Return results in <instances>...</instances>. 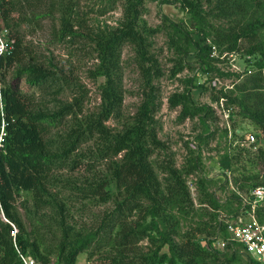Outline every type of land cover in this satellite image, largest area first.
Returning <instances> with one entry per match:
<instances>
[{"label":"trees","instance_id":"16d2710c","mask_svg":"<svg viewBox=\"0 0 264 264\" xmlns=\"http://www.w3.org/2000/svg\"><path fill=\"white\" fill-rule=\"evenodd\" d=\"M219 18H231L243 13L244 8H256V16L250 22H239L232 27H216L213 29L215 40L206 42L196 40L190 31L163 16L164 24L170 26L192 49L197 57L205 58L202 64H209V70L220 77H231L236 74L224 73L212 58L213 46L223 52L239 53L243 49L246 55H261L255 62V72L240 84L235 90L240 95L233 96L230 91L215 90L213 101L225 99L228 105L240 108V114L250 120L259 129L258 136L264 134V17L258 16L264 12V0H209ZM190 12L194 19L206 22L200 0H161V4H178ZM144 8V0H126L124 21L121 26L111 32L91 36L74 30L75 24L71 12L62 11L60 19V39H83L94 44L98 64L91 73L93 78H102L100 86L101 103L92 112L84 115L85 89L68 79L57 67L54 70L42 65L25 62L27 47H24L23 37L19 27L28 21L27 12L23 11L21 0H0V25L9 28L15 37L16 51L7 59L5 72L13 70V80L3 88L6 119L9 122L4 147L0 149V264H18V253L15 245L25 254L32 256L39 264H50V256L55 254L54 264H75L77 257L92 247L94 241L107 233L116 246L117 256L109 259L107 264H162L168 255L161 254L168 247L171 258L169 264H201L210 259L215 264H257L248 255L241 244L229 242L224 252L207 249L199 243L202 237L190 235L180 244L172 239L177 223L170 214V207H178L185 211L186 202L190 207L194 203L183 178V171L169 163L165 167L166 185L163 187L150 157L158 150H163L164 143L158 137L155 117L159 109V93L155 79L163 76L158 60L150 54L146 34H154L155 30L140 29V17ZM247 42V47L241 45ZM129 45L135 53V60L143 81V101L133 122L121 131H114L108 126L112 117L117 116L123 106L124 89L122 73V51ZM187 56L190 52L186 53ZM187 65L184 60L177 63L173 74L177 75ZM239 77V75H237ZM24 82L42 92L54 90V109L45 105H35L34 101L19 90V82ZM189 85L184 92L174 94L170 99V107H181L179 118L185 120L200 116L202 124L207 126L209 116L215 115L210 105L197 106L192 97V90L197 88L195 78L187 81ZM199 86V85H198ZM70 90L71 100L58 99ZM234 90V91H235ZM0 116V126H1ZM252 136V135H251ZM250 136L245 139L249 140ZM90 142L96 147L84 152L81 148ZM258 142L252 144L254 146ZM257 158L264 165V149L260 146ZM87 158L88 163L83 159ZM91 161L105 162V172L87 181L85 186L78 187L75 183L64 182L57 173L69 168L75 172L78 169L91 171ZM201 154L190 159L187 174L203 173ZM72 184V185H71ZM113 185L116 191L108 188ZM77 191L80 199L98 198L101 202L114 200L115 208L103 221L102 225L92 231H75L66 226L65 206L60 203L55 190L60 187ZM70 186V187H69ZM202 193L206 197L203 204L218 210L223 202L216 193H209L204 180L199 181ZM263 186L256 184L248 187ZM20 191L33 195L32 209L37 211L55 210L60 218L62 237L53 253H43L37 240L28 236L25 220L16 206ZM234 192L230 200L235 201L236 208L218 219L213 229L223 231L222 236L228 238L226 220L236 218L242 212V199ZM182 206V207H181ZM26 209L29 207L25 206ZM139 212L135 222H130L127 215ZM2 214V215H1ZM258 218L264 222V205L257 211ZM149 224L144 225L147 219ZM7 221H6V220ZM210 230V224L206 223ZM16 228L17 232H15ZM118 232L113 237L115 228ZM110 229V230H109ZM109 230V232H108ZM157 230V236L150 233ZM216 235V234H215ZM145 237H149L155 245V250L148 255L135 254L133 247ZM207 240V239H206ZM213 246L215 240H209ZM230 251H232L230 253ZM131 253V254H130Z\"/></svg>","mask_w":264,"mask_h":264},{"label":"rangeland","instance_id":"374dc122","mask_svg":"<svg viewBox=\"0 0 264 264\" xmlns=\"http://www.w3.org/2000/svg\"><path fill=\"white\" fill-rule=\"evenodd\" d=\"M23 11L28 14V21L23 23L18 31L24 40V47H27L25 62L28 64L42 65L54 70L57 66L69 80L84 87L85 104L84 115L94 111L101 103L100 86L102 78H93L92 72L95 70L98 60L94 51V44L83 39H60L59 28L62 11L71 12L74 21V30L87 35L95 36L108 33L118 29L124 21L126 0H21ZM204 11L206 22L194 19L188 10H185L180 3L161 4V0H144V8L140 17V29L147 28L155 30L154 34H146L150 54L159 62L163 76L155 79L154 83L159 93V109L155 114L158 121V137L164 143V149L156 151L150 157V163L154 168L163 187L166 185L167 174L165 167L171 163L177 169L183 171V178L186 181L190 199L194 207L186 202L185 211L174 206L170 207V214L176 220V227L173 230L172 239L178 244L182 243L186 237H202L209 240H225L223 231L213 229L216 222L213 215H218V219L227 215L231 209L236 208L235 201L230 200L236 191L245 193L248 187L256 184L264 185V165L257 158L258 147L264 149V134H255L258 127L250 120L240 114V108L236 105H228L231 109L229 121L221 118L215 108V115L209 116L207 126L202 124L200 116L181 120L179 118L182 108H171L169 99L176 93H182L189 86L187 81L195 78L196 89L192 90V97L197 106L216 105L213 95L216 88L213 86V78L216 74L209 70V64L201 63L205 58L197 57L193 50L176 35L170 26L164 24L163 16L178 25L184 27L192 34L196 40L205 39L214 41L213 29L216 27H232L239 22H250L256 16V8L248 6L243 13L231 18H219L216 12H212L213 6L209 0H200ZM264 17V12L258 13ZM13 33V32H12ZM14 35V33H13ZM261 39L264 43V34ZM243 47H247V42H242ZM190 52L187 56L186 53ZM242 49L238 53V65L243 68L240 58H243ZM187 63L184 70L174 75L173 71L177 63ZM218 66V65H217ZM13 70L5 72L4 86L13 80ZM256 70L254 69V72ZM122 73L124 102L120 113L111 118L108 126L114 131H121L129 126L143 101V81L135 60V53L131 46L126 45L122 51ZM246 77H228L227 83L233 96H239L235 85L240 84ZM199 85V86H198ZM19 90L23 95L34 101L35 105H45L54 109V90L40 91L37 88L28 86L24 80L19 82ZM235 90V91H234ZM73 92L68 90L64 96L57 95L58 99L71 100ZM254 135L257 144L252 146L246 136ZM94 148L93 142L83 146L81 151ZM201 154L203 173L189 175L185 171L190 159L197 154ZM87 158L83 159L88 163ZM91 171L87 172L78 169L75 172L69 168L60 170L57 175L64 182L75 183L78 187H83L87 181L105 172V162L91 161ZM204 180L209 193H216L223 202L218 210L212 209L202 201L206 198L199 186V181ZM72 185V184H71ZM70 187V186H69ZM115 192V186L108 188ZM59 195L60 203L65 206L66 226L75 231H92L99 228L110 213L114 211L115 202L109 200L101 202L98 198L80 199L77 191L71 188L60 187L55 190ZM33 205V195L30 192L20 191L17 197L16 206L25 220L28 236L32 240H37L43 253H53L62 237L60 220L55 210L35 211ZM25 206L29 207L28 209ZM182 207V206H181ZM2 215V214H1ZM130 222H135L139 217V212H132L127 215ZM148 218L144 225L149 224ZM206 223L210 224V230ZM110 230V229H109ZM108 230V232H109ZM118 232L116 227L111 233L113 237ZM150 233L157 236V230ZM216 234V235H215ZM110 235V233H109ZM107 233L102 234L98 240L94 241L91 248L77 257L75 264H107L106 257L117 256L116 246L113 245L112 238ZM229 243V242H228ZM227 247V246H226ZM155 245L149 237L140 240L133 247V252L148 255L155 250ZM226 248L220 252H224ZM232 251H230L231 253ZM131 254V253H130ZM161 254L168 255V259L162 264H169L168 247H165ZM50 264L55 263V254L50 256ZM177 264H184L177 261ZM201 264H215L210 259L201 261ZM237 264H244L241 260Z\"/></svg>","mask_w":264,"mask_h":264},{"label":"built area","instance_id":"2783aa9c","mask_svg":"<svg viewBox=\"0 0 264 264\" xmlns=\"http://www.w3.org/2000/svg\"><path fill=\"white\" fill-rule=\"evenodd\" d=\"M16 51L15 37L12 31L0 25V116L2 119L0 126V149L4 147L7 137V129L9 122L6 119V108L4 103V79H5V63L8 58L14 55ZM212 58L216 59L217 67L224 73L237 74L241 77H246L254 73L255 62L261 57L246 55L241 59L243 68L238 65V54L235 52H223L221 53L217 47L212 48ZM228 78L215 75L213 78V86L217 90H229ZM216 105H211L215 108V111L221 118L229 121L231 115V109L226 108L225 99L221 98L220 101L215 102ZM250 144L257 142L254 135L249 138ZM242 199V212L236 218L227 219V232L229 237L225 240H215V244L212 246L208 240L202 238L199 240L201 246L216 251H223L228 242H235L243 246L244 251L250 255L257 264H264V222L260 221L257 215V211L264 205V187L257 186L252 188L247 193H239ZM6 220V219H5ZM7 221V220H6ZM15 232H17L14 227ZM18 253V264H39L32 256L23 253L15 245Z\"/></svg>","mask_w":264,"mask_h":264}]
</instances>
